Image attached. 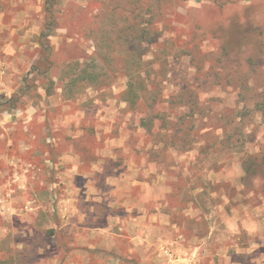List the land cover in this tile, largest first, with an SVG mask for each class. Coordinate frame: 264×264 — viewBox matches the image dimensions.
I'll use <instances>...</instances> for the list:
<instances>
[{"label": "rangeland", "instance_id": "374dc122", "mask_svg": "<svg viewBox=\"0 0 264 264\" xmlns=\"http://www.w3.org/2000/svg\"><path fill=\"white\" fill-rule=\"evenodd\" d=\"M45 2L0 0V264H264V0Z\"/></svg>", "mask_w": 264, "mask_h": 264}, {"label": "trees", "instance_id": "16d2710c", "mask_svg": "<svg viewBox=\"0 0 264 264\" xmlns=\"http://www.w3.org/2000/svg\"><path fill=\"white\" fill-rule=\"evenodd\" d=\"M53 6V0H46L45 9L49 14L51 23L54 22V15L52 11ZM44 35L47 36L46 33ZM90 68L91 66L86 64L85 67L80 70L79 77L72 80V82L74 83L75 80L77 81L79 79L83 81L87 80L91 82H97L99 80V75L95 73V71H90ZM69 72H71V69H69ZM143 72L145 71H143L142 69H135L133 70V72H129L126 74L129 79L126 83L124 91L122 92V99L127 102L132 108L138 107L140 101L143 100V94L149 89L148 85L145 83V80L142 78ZM250 167L251 168L246 167L245 171L251 172L252 168L255 170V163L254 165H250Z\"/></svg>", "mask_w": 264, "mask_h": 264}]
</instances>
